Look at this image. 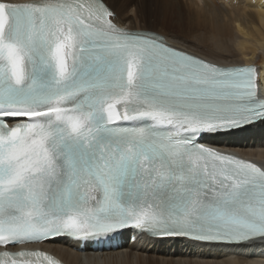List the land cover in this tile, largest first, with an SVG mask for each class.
Returning <instances> with one entry per match:
<instances>
[{
    "label": "snow or ice",
    "instance_id": "6c2138e0",
    "mask_svg": "<svg viewBox=\"0 0 264 264\" xmlns=\"http://www.w3.org/2000/svg\"><path fill=\"white\" fill-rule=\"evenodd\" d=\"M257 79L125 30L107 0H0V264L125 229L264 245V163L202 142L264 123Z\"/></svg>",
    "mask_w": 264,
    "mask_h": 264
},
{
    "label": "bare ground",
    "instance_id": "6f19581e",
    "mask_svg": "<svg viewBox=\"0 0 264 264\" xmlns=\"http://www.w3.org/2000/svg\"><path fill=\"white\" fill-rule=\"evenodd\" d=\"M127 29L157 31L173 47L225 65L255 64L264 88V0H107ZM264 90V89H263ZM218 150L264 163V123L217 133ZM250 149V150H243ZM254 149V150H251ZM158 240V239H156ZM65 239L46 249L64 264H262L264 245L203 247L193 243L138 241L103 255L79 254ZM148 252V253H147ZM211 256V260L200 257ZM242 257H256L244 259Z\"/></svg>",
    "mask_w": 264,
    "mask_h": 264
},
{
    "label": "rangeland",
    "instance_id": "374dc122",
    "mask_svg": "<svg viewBox=\"0 0 264 264\" xmlns=\"http://www.w3.org/2000/svg\"><path fill=\"white\" fill-rule=\"evenodd\" d=\"M148 253V252H147Z\"/></svg>",
    "mask_w": 264,
    "mask_h": 264
}]
</instances>
